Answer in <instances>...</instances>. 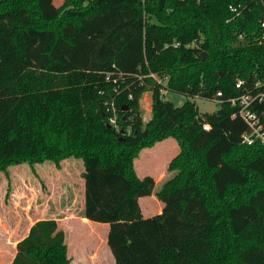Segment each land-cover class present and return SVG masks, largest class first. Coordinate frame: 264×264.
<instances>
[{
  "label": "trees",
  "instance_id": "16d2710c",
  "mask_svg": "<svg viewBox=\"0 0 264 264\" xmlns=\"http://www.w3.org/2000/svg\"><path fill=\"white\" fill-rule=\"evenodd\" d=\"M55 1L0 0V170L81 159L82 215L109 224L115 264H264V144L242 142L247 125L227 100L237 78L253 86L264 77V3ZM239 2L249 9L227 21ZM165 89L209 99L222 90L225 100L200 114L194 101L166 100ZM112 99L118 129L106 125ZM166 137L179 142L168 164L175 173L156 193L161 212L145 216L139 199L156 179L140 177L135 160ZM70 263L65 230L45 218L10 264Z\"/></svg>",
  "mask_w": 264,
  "mask_h": 264
},
{
  "label": "rangeland",
  "instance_id": "374dc122",
  "mask_svg": "<svg viewBox=\"0 0 264 264\" xmlns=\"http://www.w3.org/2000/svg\"><path fill=\"white\" fill-rule=\"evenodd\" d=\"M62 1L56 0L55 2L60 4ZM243 42V39H239L235 44ZM162 82L165 83V80L163 79ZM164 98L172 101L176 106L183 105L187 100L194 101L200 114L212 113L220 107L212 99L201 96L188 97L184 93L170 89L164 90ZM151 104V93L145 91L140 101L144 121H148L152 116ZM178 143L175 137L158 140L154 145L143 148L135 160V167L140 177L152 175L156 179L152 194L139 199L145 216H152L162 208L163 202L158 199L156 193L163 183L175 173L168 169V163L179 152ZM84 169L85 166L81 159L68 157L63 159L59 165L52 161L33 164L24 162L12 165L7 170H0V238L8 239L10 243L19 241L24 237L30 219L65 215L61 212L62 209L75 212L74 216H82ZM19 223L21 226H18ZM106 227L108 229V223L92 220L90 223H84L80 219L72 221L69 225V236L73 239L81 236L80 240H88L85 242L88 243L86 245L78 244L77 250L80 253L73 249L74 257H77L73 260L74 264L84 256L88 258L86 264H90L89 261L94 264H115L114 256L107 242L104 241ZM91 246L95 248L92 249ZM11 256L13 253L8 249L6 263H9Z\"/></svg>",
  "mask_w": 264,
  "mask_h": 264
},
{
  "label": "built area",
  "instance_id": "2783aa9c",
  "mask_svg": "<svg viewBox=\"0 0 264 264\" xmlns=\"http://www.w3.org/2000/svg\"><path fill=\"white\" fill-rule=\"evenodd\" d=\"M264 3V0H251ZM249 9V5L243 2L237 4L231 3L229 5L230 17L227 21H232L237 17H241ZM262 27V37H264V12L260 20ZM240 39H244V35H240ZM180 45L179 41L173 42V46ZM168 46V44H166ZM150 77H153L156 81L162 82L167 80L168 77H161L158 73L150 72ZM253 86H249L246 80L243 78H237L235 86L238 89V93L227 98L230 104L235 107L232 114L233 117H240L247 125V129L241 134L242 142L247 144L262 143L264 144V77L254 81ZM164 96V91L161 90ZM224 92L218 90L212 100L221 104L225 98ZM105 113L107 114L108 123L111 126L118 129V110L114 99L105 101ZM204 129H210L209 123L203 124ZM129 131V129H128Z\"/></svg>",
  "mask_w": 264,
  "mask_h": 264
},
{
  "label": "crops",
  "instance_id": "0c3cea01",
  "mask_svg": "<svg viewBox=\"0 0 264 264\" xmlns=\"http://www.w3.org/2000/svg\"><path fill=\"white\" fill-rule=\"evenodd\" d=\"M180 151V150H179ZM179 153V152H178ZM177 153V154H178ZM176 154V155H177ZM175 155V156H176ZM169 164V163H168ZM137 170V169H136ZM144 177V176H143ZM83 196H84V194H83ZM83 207H84V205H82V210H83ZM162 208H163V205H162ZM162 208H161V210H162ZM66 210H68V212L67 211H64L63 209H62V211L61 212H64L65 213V215H59V216H55L54 218L57 220V222H58V226H59V228H62V229H64L65 230V232H66V242H67V245H68V253H69V256H70V258H71V263L70 264H74L73 263V260L74 259H76L75 257H74V255L75 254H73V252L74 251H76V252H79L78 250H77V246H78V244L80 243V244H88V243H85V242H87L88 240H80V238H82L81 236H77L75 239H73L72 238V236H69L70 234H69V232H70V229H69V225L70 224H72V221L73 220H78V219H80L81 220V222H84V223H87V222H89L90 223V220L89 219H87V218H85V217H83V215L82 216H74L75 215V212H73V211H70L69 209H66ZM161 210L159 211V212H161ZM158 212V213H159ZM46 218V216H43V217H36V218H34V219H30V222L28 223V225L26 226V233H25V235H24V237L28 234V232H29V229H30V227L32 226V224L34 223V222H36L37 220H39V219H45ZM18 226H21V223H19L18 224ZM106 229H107V227H106ZM108 229H109V224H108ZM108 229L107 230H105V233H104V237H105V243L107 242V233H108ZM22 238H20L19 239V241L21 240ZM86 239V238H85ZM10 240H12V239H10ZM78 240H80V241H78ZM18 241V240H17ZM17 241H14L13 243H10L11 241H8V239L7 240H2L1 238H0V264H10L11 263V261L13 260V258H14V256H15V254H16V252H17ZM91 248L92 249H94L95 247H93V246H91ZM10 250V251H12V253H13V256H11L12 258H11V260L9 261V263H6V260L8 259L7 258V250ZM73 249H74V251H73ZM80 253V252H79ZM93 256H95L94 254H93ZM95 258V257H94ZM6 259V260H5ZM83 260V261H82ZM88 258L87 257H82V259H80V260H78L77 261V263L76 264H86V263H88ZM115 261V260H114ZM89 262H91L90 264H94L92 261H89ZM99 264V263H98Z\"/></svg>",
  "mask_w": 264,
  "mask_h": 264
},
{
  "label": "water",
  "instance_id": "95a60500",
  "mask_svg": "<svg viewBox=\"0 0 264 264\" xmlns=\"http://www.w3.org/2000/svg\"><path fill=\"white\" fill-rule=\"evenodd\" d=\"M101 114H102V115L105 114V113H104V110H101ZM106 125H107L108 127H112L111 124L108 123V122L106 123ZM119 132H120L119 140H122V139L124 138L125 129H124V128H121V129L119 130Z\"/></svg>",
  "mask_w": 264,
  "mask_h": 264
}]
</instances>
